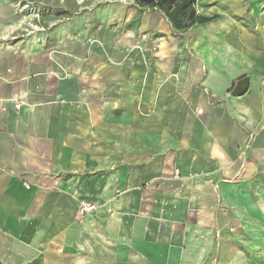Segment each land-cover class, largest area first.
I'll use <instances>...</instances> for the list:
<instances>
[{
    "label": "crops",
    "instance_id": "0c3cea01",
    "mask_svg": "<svg viewBox=\"0 0 264 264\" xmlns=\"http://www.w3.org/2000/svg\"><path fill=\"white\" fill-rule=\"evenodd\" d=\"M41 2L0 0V264H264V0H200L256 18L229 69L157 9Z\"/></svg>",
    "mask_w": 264,
    "mask_h": 264
},
{
    "label": "rangeland",
    "instance_id": "374dc122",
    "mask_svg": "<svg viewBox=\"0 0 264 264\" xmlns=\"http://www.w3.org/2000/svg\"><path fill=\"white\" fill-rule=\"evenodd\" d=\"M44 5H42L41 8H43V11L40 12V19L44 16L47 18H58V16L67 17L70 15H76L81 14L84 12L89 11V13H94L97 10H100L102 8H105L106 6L110 4L115 3H129L134 4L133 0H44V2H41ZM204 3V2H203ZM245 10L244 12H213L211 15V19L203 24H195L193 26H190L189 28L183 30V31H175L171 29V35L172 36H190L188 29H200V32L205 34L207 37L211 39L213 47L217 48L218 51L225 54V65L229 69L230 63L232 62L233 65L236 67L245 66V62H243V58L241 56L234 52L230 51L228 47H226L222 43V36L224 34L225 26L229 23H235L236 25H240L243 28H247L249 32L251 33H257V23L256 18L253 16V14L249 11L250 5H248L245 2ZM198 5L201 6L200 8H204V5L200 2V0H196L195 8L196 11L201 14L205 15L204 9H198ZM210 5V4H209ZM203 11V12H202ZM262 19V24L264 26V6L259 11ZM39 18V17H36ZM168 21V20H167ZM169 22V21H168ZM35 26V25H34ZM243 63V64H241ZM253 131H251L252 133ZM253 134V133H252Z\"/></svg>",
    "mask_w": 264,
    "mask_h": 264
},
{
    "label": "trees",
    "instance_id": "16d2710c",
    "mask_svg": "<svg viewBox=\"0 0 264 264\" xmlns=\"http://www.w3.org/2000/svg\"><path fill=\"white\" fill-rule=\"evenodd\" d=\"M139 7L154 8L163 13L175 31H183L195 24L208 22L206 17L196 11V0H133Z\"/></svg>",
    "mask_w": 264,
    "mask_h": 264
},
{
    "label": "water",
    "instance_id": "95a60500",
    "mask_svg": "<svg viewBox=\"0 0 264 264\" xmlns=\"http://www.w3.org/2000/svg\"><path fill=\"white\" fill-rule=\"evenodd\" d=\"M249 79L247 77H241L237 80L231 94L234 96L242 95L247 90Z\"/></svg>",
    "mask_w": 264,
    "mask_h": 264
},
{
    "label": "built area",
    "instance_id": "2783aa9c",
    "mask_svg": "<svg viewBox=\"0 0 264 264\" xmlns=\"http://www.w3.org/2000/svg\"><path fill=\"white\" fill-rule=\"evenodd\" d=\"M196 112H201V109H197L196 110ZM93 208V205H91V204H81L80 205V212H84V211H86V210H90V209H92Z\"/></svg>",
    "mask_w": 264,
    "mask_h": 264
}]
</instances>
